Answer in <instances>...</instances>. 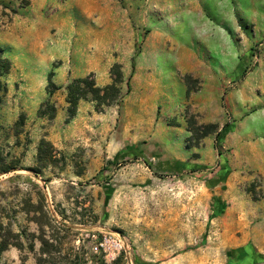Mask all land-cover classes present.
<instances>
[{"label": "rangeland", "instance_id": "1", "mask_svg": "<svg viewBox=\"0 0 264 264\" xmlns=\"http://www.w3.org/2000/svg\"><path fill=\"white\" fill-rule=\"evenodd\" d=\"M0 48L12 61L0 77V222L23 244L0 264H264L244 246L239 118L226 102L244 80V118L259 110L264 136V0H0ZM136 54L120 106L81 101L68 120L71 81L105 86L119 63L125 94ZM180 60L222 73L221 120L204 123L216 90ZM51 72L53 120L38 117ZM42 139L52 158L38 156Z\"/></svg>", "mask_w": 264, "mask_h": 264}, {"label": "crops", "instance_id": "2", "mask_svg": "<svg viewBox=\"0 0 264 264\" xmlns=\"http://www.w3.org/2000/svg\"><path fill=\"white\" fill-rule=\"evenodd\" d=\"M178 65L188 73L194 74L197 78L211 79L209 85L216 90L212 93V108L210 112L204 116V123H216L224 116V108L221 106L222 101V84L220 76L222 73L207 71L200 72L195 65H191L185 60H180ZM212 74V76H210ZM253 88H246L252 91ZM226 102L229 108L234 112L236 120V130L234 131V154L237 159L241 160V168L244 170V246L253 243L258 251L264 252V136L259 135L254 126V115L259 110L254 111L246 118L250 120L244 121V80L235 91H230L226 96ZM80 110L83 109L80 104ZM202 109L206 108H200ZM263 113H264V109ZM238 121V122H237ZM250 122L252 129H249ZM256 182L258 183L256 185ZM255 184V199L253 192L246 190L247 185Z\"/></svg>", "mask_w": 264, "mask_h": 264}, {"label": "trees", "instance_id": "3", "mask_svg": "<svg viewBox=\"0 0 264 264\" xmlns=\"http://www.w3.org/2000/svg\"><path fill=\"white\" fill-rule=\"evenodd\" d=\"M4 50L0 48V77L10 74L12 69V61L9 58L3 56ZM136 56L132 58V72L126 81L127 92H122V85L125 83V77L123 74V67L119 63H115L110 69V75L112 82L105 86H99L94 79V75L90 74L86 77L76 78L71 81L66 87L67 92L66 102L68 104V120L74 118L78 113L79 104L81 101L94 103L95 111L98 113H104L113 106H120L124 98L131 92V79L136 69ZM54 72L49 74L47 94L48 99L44 101L39 110L38 117L48 118L53 120L56 118L58 107L52 100L54 94L61 89L53 82ZM3 88L2 82L0 81V90ZM2 98L0 96V103ZM26 117L21 115L17 125L23 127L25 125ZM218 149L222 148L221 144H217ZM54 147L52 144L44 139L41 140L38 156L50 155L53 157L52 152ZM5 172H9L6 170ZM5 230V233L3 232ZM11 231H8L5 226L0 222V257L4 252L9 250L11 246L23 249L22 242H11Z\"/></svg>", "mask_w": 264, "mask_h": 264}, {"label": "bare ground", "instance_id": "4", "mask_svg": "<svg viewBox=\"0 0 264 264\" xmlns=\"http://www.w3.org/2000/svg\"><path fill=\"white\" fill-rule=\"evenodd\" d=\"M193 2L192 1H190L188 4H192Z\"/></svg>", "mask_w": 264, "mask_h": 264}]
</instances>
